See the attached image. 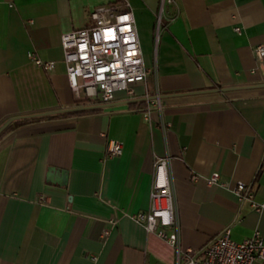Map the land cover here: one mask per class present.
<instances>
[{
  "label": "crops",
  "instance_id": "1",
  "mask_svg": "<svg viewBox=\"0 0 264 264\" xmlns=\"http://www.w3.org/2000/svg\"><path fill=\"white\" fill-rule=\"evenodd\" d=\"M108 3L133 11L151 71L133 96L117 91L100 110L0 139V264H178L175 246L134 216L166 154L184 248L200 251L228 226L236 240L264 236V209L234 192L244 182L264 201V58L254 52L264 0H0V125L79 105L62 34ZM220 87L229 89L209 90ZM135 97L146 98L127 102ZM110 138L123 152L105 157ZM214 171L227 186L207 182Z\"/></svg>",
  "mask_w": 264,
  "mask_h": 264
},
{
  "label": "built area",
  "instance_id": "2",
  "mask_svg": "<svg viewBox=\"0 0 264 264\" xmlns=\"http://www.w3.org/2000/svg\"><path fill=\"white\" fill-rule=\"evenodd\" d=\"M166 0H162L164 4ZM92 23L62 34L65 61L71 87L77 96L112 101L117 91L135 94L134 84L145 81L151 69L146 65L133 11L117 4H100L91 11ZM235 29L240 31V26ZM257 59L264 58V44L254 47ZM30 58L44 68H52V60H44L34 51ZM123 152V143L110 138L105 157ZM170 154L156 156L150 190V204L134 214L149 232L175 246L178 264H264V236L255 230L251 236L236 240L231 227L213 237L200 251L184 248L180 241L181 225L176 210L172 185ZM193 177L198 178L197 174ZM209 184H222L220 172L207 176ZM239 200H250L257 210L264 209V201L254 200V193L244 182L234 187ZM113 223L117 221L112 220ZM106 233L109 232L107 229ZM95 257V256H94Z\"/></svg>",
  "mask_w": 264,
  "mask_h": 264
},
{
  "label": "water",
  "instance_id": "3",
  "mask_svg": "<svg viewBox=\"0 0 264 264\" xmlns=\"http://www.w3.org/2000/svg\"><path fill=\"white\" fill-rule=\"evenodd\" d=\"M227 89H229V87L212 88L209 90L224 91ZM145 98L146 97L130 98L127 100V102L137 101V100H141V99H145ZM112 103H113L112 101L94 102V103L79 104V105L50 109V110L39 111V112H32V113H28V114L13 115V116L9 117L7 120H5L0 125V133L2 131H4L9 126V124L12 121H14L15 119H19V118H23V117H34V116H41V115H49V114L62 113V112L84 111V110H89V109H94V108L106 107V106L112 105Z\"/></svg>",
  "mask_w": 264,
  "mask_h": 264
},
{
  "label": "trees",
  "instance_id": "4",
  "mask_svg": "<svg viewBox=\"0 0 264 264\" xmlns=\"http://www.w3.org/2000/svg\"><path fill=\"white\" fill-rule=\"evenodd\" d=\"M93 102V99H90L86 96H80L77 97L75 100L76 104H87V103H91ZM102 109V107L100 108H94V109H89V110H84V111H73V112H62V113H55V114H49V115H41V116H34V117H23V118H19V119H15L14 121H12L9 126L0 133V139L10 130H12L13 128L17 127L20 124H24L26 122L29 121H33V120H42L45 118H49V117H56V116H61V115H69V114H74V115H78V114H82L85 112H89V111H97Z\"/></svg>",
  "mask_w": 264,
  "mask_h": 264
}]
</instances>
